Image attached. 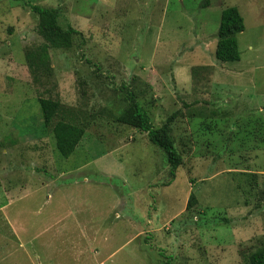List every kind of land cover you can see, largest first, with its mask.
Returning a JSON list of instances; mask_svg holds the SVG:
<instances>
[{
  "label": "rangeland",
  "instance_id": "1",
  "mask_svg": "<svg viewBox=\"0 0 264 264\" xmlns=\"http://www.w3.org/2000/svg\"><path fill=\"white\" fill-rule=\"evenodd\" d=\"M29 1L82 35L39 67L38 15L0 0V264H244L264 242V0ZM229 6L245 30L240 60L222 62ZM128 89L156 127L179 113L174 177L146 132L115 121ZM39 97L79 114L69 157Z\"/></svg>",
  "mask_w": 264,
  "mask_h": 264
},
{
  "label": "trees",
  "instance_id": "2",
  "mask_svg": "<svg viewBox=\"0 0 264 264\" xmlns=\"http://www.w3.org/2000/svg\"><path fill=\"white\" fill-rule=\"evenodd\" d=\"M18 1L23 2L38 15V31L43 38V42L33 48L36 53L32 54H39L37 59L31 54L28 57L33 60L32 63H37L39 67L47 69V63L41 53L43 52L42 50L51 48L69 49L73 46L74 38L82 35V33L71 25L67 27L61 25L58 8L42 7L31 3L29 0ZM244 30V18L238 7L229 6L224 8L221 13L215 47V56L219 61L235 62L240 60L238 35ZM203 68L205 67L196 66L193 67L192 71L198 72ZM34 81L37 83L41 82L36 79ZM127 99V107L114 118L115 121L146 132L149 140L165 152L171 167L170 174L174 177L178 167L183 164V156L176 146L172 129V124L179 113H172L162 125L156 127L151 120L149 111L137 99L134 91L128 89ZM39 103L44 128L52 127L51 131L55 139L56 148L61 155L69 157L74 153L86 133L84 125L81 124L79 114L73 107L50 97H39ZM252 176L256 175L253 174ZM195 203L196 194L191 193L186 209L190 210ZM164 264L171 263L167 259ZM244 264H264V242H261L255 250L244 254Z\"/></svg>",
  "mask_w": 264,
  "mask_h": 264
}]
</instances>
